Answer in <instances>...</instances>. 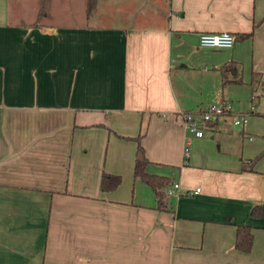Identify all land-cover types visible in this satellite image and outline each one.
Returning a JSON list of instances; mask_svg holds the SVG:
<instances>
[{"label": "crops", "instance_id": "obj_1", "mask_svg": "<svg viewBox=\"0 0 264 264\" xmlns=\"http://www.w3.org/2000/svg\"><path fill=\"white\" fill-rule=\"evenodd\" d=\"M76 2L30 25L37 0H0V264H264V154L248 162L264 151V0H97L89 17L80 0L78 22ZM205 31L235 42L201 47ZM227 61L242 80L221 86ZM213 100L249 119L188 137L180 112ZM138 133L147 171L179 182L161 203L133 176Z\"/></svg>", "mask_w": 264, "mask_h": 264}, {"label": "trees", "instance_id": "obj_2", "mask_svg": "<svg viewBox=\"0 0 264 264\" xmlns=\"http://www.w3.org/2000/svg\"><path fill=\"white\" fill-rule=\"evenodd\" d=\"M97 0H85V16L89 17L96 7ZM51 0H37V12L36 19L29 23L30 25H38L42 22L41 19H45L49 14ZM25 24V23H24ZM250 36V33H242L237 36L238 39L247 38ZM231 68L236 70L234 75L230 74ZM236 63L234 62H225L219 67L220 75H221V86H224L230 81L240 82L242 79L240 74L237 73ZM264 117V114H261ZM215 123H211L213 126ZM142 134L138 133L133 136L136 141L135 148V157H134V167H133V176L136 179L141 180L145 184H147L153 191L154 195L157 198V202L161 203L162 198L164 196V188L169 183V177L162 174L151 173L147 171L146 166L149 162L147 156L145 155L144 147L141 144ZM262 139L264 140V130L261 134ZM186 147V146H185ZM264 151H262L259 155L254 158L248 160V162H255V160L261 156ZM187 154H184V160L186 159ZM251 164L249 167L250 168ZM242 168L245 166L242 164ZM121 182V176L116 173H110L103 171L101 172L99 179V187L102 191H109L115 189ZM250 214L252 216L258 217L261 215V208L259 205H255L252 207ZM252 226L249 224H236L235 228V238H234V247L238 250L248 252L252 248L253 243V233Z\"/></svg>", "mask_w": 264, "mask_h": 264}, {"label": "built area", "instance_id": "obj_3", "mask_svg": "<svg viewBox=\"0 0 264 264\" xmlns=\"http://www.w3.org/2000/svg\"><path fill=\"white\" fill-rule=\"evenodd\" d=\"M234 36L229 31L199 33L198 45L207 48L226 49L233 46ZM248 112H232L229 102L221 101L219 103H210L205 108L196 110H185L180 112V116L187 131V136L191 135L201 137L204 130L211 127V123L216 122L218 118L230 116L233 124L243 125L248 117ZM187 146L184 148V154H187ZM179 182L171 180L164 192L168 195L177 193ZM196 191L198 188L195 189ZM189 193L193 191H188Z\"/></svg>", "mask_w": 264, "mask_h": 264}, {"label": "rangeland", "instance_id": "obj_4", "mask_svg": "<svg viewBox=\"0 0 264 264\" xmlns=\"http://www.w3.org/2000/svg\"><path fill=\"white\" fill-rule=\"evenodd\" d=\"M66 1H67V3H69L70 0H63V1H61V0L52 1L51 0L52 4L54 2L53 7H51L49 9V15H50V10H52L51 11V13H52L51 14L52 21H54L56 23H61V22L65 21V10H64L65 7H63V5H64V3ZM76 1H77L76 4H75L76 5V8H75L76 12L73 13V18H74V20H76L78 22V21L82 20L83 14H82V11H81V8H80V0H76ZM50 6H51V4H50ZM73 11H74V9H73ZM35 19L36 18H34L29 23L33 22ZM44 21H47V19L46 18L45 19H41V21H39V22H44ZM191 86H193V87H191V89H193V91H195V93L198 94V91H196L197 90V81H195ZM205 90H206V88H205ZM203 91H204V89H203ZM208 102L209 103H219L221 101L213 100V101H208ZM241 105H244V104H241ZM229 106H230L232 112H236V110L234 109V106L232 105V103H229ZM248 119H249V117H248Z\"/></svg>", "mask_w": 264, "mask_h": 264}]
</instances>
